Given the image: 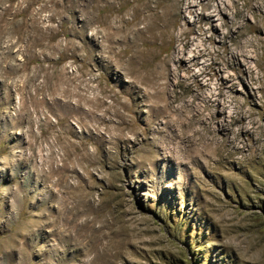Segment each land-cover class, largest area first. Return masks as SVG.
Wrapping results in <instances>:
<instances>
[{
	"label": "rangeland",
	"instance_id": "obj_1",
	"mask_svg": "<svg viewBox=\"0 0 264 264\" xmlns=\"http://www.w3.org/2000/svg\"><path fill=\"white\" fill-rule=\"evenodd\" d=\"M154 1L0 0V264H264V0Z\"/></svg>",
	"mask_w": 264,
	"mask_h": 264
},
{
	"label": "bare ground",
	"instance_id": "obj_2",
	"mask_svg": "<svg viewBox=\"0 0 264 264\" xmlns=\"http://www.w3.org/2000/svg\"><path fill=\"white\" fill-rule=\"evenodd\" d=\"M142 1L144 3V1L148 2L150 0H142ZM177 1H178V3H177ZM183 1L184 0H156V1H154V5H155L154 8L155 9L156 8H160L161 9V11H159V13H157L158 14L157 18L160 20L161 24H160V26L158 28H155L156 30L154 31L153 35H151V37H152V39H156V38L158 39L159 38L162 42L166 43L167 46L170 47L172 52L167 54V59H166V60H169V61L174 60L179 55L184 53L188 49L189 46L190 47L192 46L193 41H194V38H190V36H189L191 34L190 30L180 26V22H179V20L177 18H171V17L168 16V14L170 13V11H169L170 8H172L173 5L175 6V4L176 5L178 4L180 6V4H182ZM206 19L207 20H211V14H208ZM178 27H180V30H179V32H177V35L174 36L173 35V31H175L176 28H178ZM147 30H150V27ZM142 31H140L141 32V35H140L141 37H142ZM140 36H139V38H140ZM141 41H142V38H141ZM143 43H144V41H142V44ZM144 48L146 50L145 52L149 51L148 47H144ZM195 50L193 52V56H192V61L191 62H195L196 63L197 57L202 56L204 53H206L208 51V49L207 48H200V46L196 45V49ZM241 52H244V50L242 49ZM191 78H193V76ZM193 80H194V78H193ZM193 82H195V81H193ZM157 87H158V84H157ZM186 88H187L186 92L190 95V97L192 99L191 101L188 100V103L186 104V106H190L191 107L193 105V103H194V100L199 98L200 94L198 92V89H194L192 85L188 84ZM156 89H158V88H156ZM156 91H159V90H156ZM208 101H209V99H208ZM197 118H198V115L195 116V117H191V119L189 121L187 120L188 122L187 121L183 122V125H185L183 133H184V131H187V129H189V128L191 129L190 126H192L194 122L200 121V119L198 118L199 120H197ZM186 123H187V125H186Z\"/></svg>",
	"mask_w": 264,
	"mask_h": 264
}]
</instances>
